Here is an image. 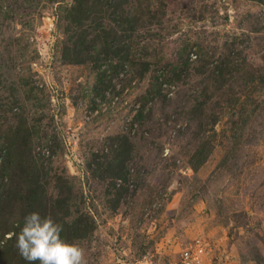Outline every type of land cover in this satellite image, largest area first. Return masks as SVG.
<instances>
[{"label":"rangeland","instance_id":"rangeland-1","mask_svg":"<svg viewBox=\"0 0 264 264\" xmlns=\"http://www.w3.org/2000/svg\"><path fill=\"white\" fill-rule=\"evenodd\" d=\"M33 211L86 264H264V0H0V264Z\"/></svg>","mask_w":264,"mask_h":264},{"label":"clouds","instance_id":"clouds-1","mask_svg":"<svg viewBox=\"0 0 264 264\" xmlns=\"http://www.w3.org/2000/svg\"><path fill=\"white\" fill-rule=\"evenodd\" d=\"M18 226L15 247L29 264H86L84 249L62 238L63 226L51 215L29 212Z\"/></svg>","mask_w":264,"mask_h":264},{"label":"built area","instance_id":"built-area-1","mask_svg":"<svg viewBox=\"0 0 264 264\" xmlns=\"http://www.w3.org/2000/svg\"><path fill=\"white\" fill-rule=\"evenodd\" d=\"M208 251L202 243H188L179 252V258L174 264H205L208 261Z\"/></svg>","mask_w":264,"mask_h":264},{"label":"trees","instance_id":"trees-1","mask_svg":"<svg viewBox=\"0 0 264 264\" xmlns=\"http://www.w3.org/2000/svg\"><path fill=\"white\" fill-rule=\"evenodd\" d=\"M15 233H17V232H15ZM15 233H14V235H12V237H11V239H10V242H12V243H15V242H16V236H15Z\"/></svg>","mask_w":264,"mask_h":264},{"label":"water","instance_id":"water-1","mask_svg":"<svg viewBox=\"0 0 264 264\" xmlns=\"http://www.w3.org/2000/svg\"><path fill=\"white\" fill-rule=\"evenodd\" d=\"M49 19V17H47Z\"/></svg>","mask_w":264,"mask_h":264}]
</instances>
